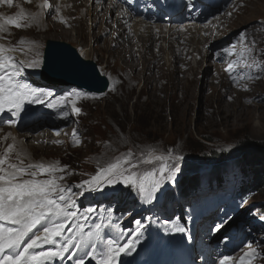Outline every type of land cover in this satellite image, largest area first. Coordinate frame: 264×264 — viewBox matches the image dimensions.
I'll use <instances>...</instances> for the list:
<instances>
[{"label": "rangeland", "instance_id": "1", "mask_svg": "<svg viewBox=\"0 0 264 264\" xmlns=\"http://www.w3.org/2000/svg\"><path fill=\"white\" fill-rule=\"evenodd\" d=\"M120 1L124 4L123 0ZM253 1L259 2L260 9L251 15L249 12ZM23 2L29 9L24 10L30 14L33 8L40 6V3L33 4L26 0ZM231 2L232 0L227 1L224 6L227 9L224 12H221V4L218 6L219 9L222 8L220 10L206 6L199 9L195 5L194 14H200L201 11L212 13L208 23L218 16L225 15L227 10L226 16H230L228 21L226 20L228 30L213 40L203 35L202 44L207 40L208 43L204 44V47L210 51L209 46L213 43L228 41L233 36L230 33L243 30L248 42L254 43L248 44L242 50L246 51L250 46L252 51L243 58L239 55L240 52L235 50L219 54V59H215L217 56L197 59L196 56L201 55L198 54L201 47L194 44L195 52L191 51L185 55L182 51L187 50L182 49L186 41L181 38V33H177L172 39L168 34H164L170 56L163 60L158 71V67L154 66H157V61L160 63V58L151 61L154 65L153 71H157V77L148 75V67L152 65L137 70L133 61L127 59L131 53L130 45L111 47L116 48L113 51L120 52V57L113 58L112 53L108 54L111 52L109 44L103 37H99L98 27L101 24L99 20L95 23L94 17H87L85 21L76 23L71 28L61 29L59 24L51 21L54 11L46 12L47 16L43 17L45 20L49 19L47 24L55 27V30L42 33L37 25L34 27L31 24L19 29L8 25V31L0 32V44L5 43V46L9 43L16 49L11 55L17 62L27 63L28 58L36 60L37 56H43L48 39L63 40L76 47L82 57L97 62L101 73L110 81L108 91L103 94L74 89L58 90L57 87L44 86L38 77L42 65L40 68L24 66L18 77L33 88L52 93L49 101L44 104L30 103L36 107L22 116L16 128H13L21 142L29 144L26 146L27 150H24L32 161L27 160V156L23 154L25 166L40 162H58L60 167L65 168V172L57 175H63L62 183L71 187L75 200L74 210L78 213V218L69 225L65 234L69 231L76 232L77 224L83 225V231L86 233L94 231L97 224L103 228L113 223L118 220L117 215L120 214L132 216L135 213L137 216V212L133 211L131 197L120 203L118 196L131 191L140 196L136 198L137 202L146 200V194L140 192L136 185L104 184L99 190L91 191L87 190V186L84 189L78 187L84 181H90L100 167H106L114 158L131 151L134 153L133 163L138 165L132 169L137 174L138 182L151 185L159 181L155 199L147 203V211L152 205L154 208V213L149 215L160 214L168 217L169 214L166 213L175 207L174 202L158 195L165 193L178 196L184 191L186 193L182 195L187 196L185 199L191 208L190 216L183 223L185 232L181 238L187 239L194 233L193 239L197 241L195 235L200 236L198 245L201 241H206L207 257L213 250L212 246H215L219 255L232 258L229 264H239L241 256L255 250L256 256L254 259L249 258L250 264H264V184H260V181H264V159L254 160L255 152L264 149V0L237 2L239 5L235 7H239V12L234 11V2ZM20 8V2L17 0H13L12 7L0 5V22L5 14L15 16ZM197 21H186L178 25L182 27L187 23L198 24ZM21 24H27L26 20H22ZM165 26H169L168 29L177 27L168 24ZM203 26L206 24L203 23ZM78 29H83L81 35H78ZM63 30L71 31V34L65 35ZM163 36H160V44ZM21 40L25 43L21 44ZM174 41L178 42L177 47L174 46ZM220 47L222 46L218 44L213 45L212 52H217ZM122 56L126 61H120ZM193 57L198 62L192 63ZM230 62H236L231 74L237 77L236 81H233L226 71ZM26 63L25 65L28 64ZM246 74L256 78L250 80ZM116 84L118 85L114 88ZM63 97H67L80 112L64 110V115L71 118L70 121L62 119V125L53 127L54 132L66 129V133L60 135L63 138L48 140L44 150L30 153L31 147H44L46 142L42 138L37 140V137L41 131H45L44 129L51 130L48 128V122H59L58 119H51L54 116L45 105L49 107V102L53 104V101H60ZM76 98L81 99L75 103ZM38 107H42V110L38 111ZM34 116L35 125L25 127L24 122L28 120L26 124H32ZM77 140L79 143H76ZM247 141L255 148L251 152L246 151L244 147ZM8 146L9 144H0V155H3V151L6 152ZM149 152L164 156L165 159L144 163ZM169 153L182 159H168ZM222 155L225 159L219 160ZM250 161L253 162L249 164ZM9 162L19 164V159L9 156ZM244 163L248 164L244 167L249 174L248 182L254 184L257 190H252L251 187L247 189V185H252L245 183L246 179L241 174ZM165 165L168 168L176 166L178 170L174 178L168 179L170 172L165 170ZM256 175L260 177L257 183ZM145 177H148L147 181ZM189 178L191 180H187ZM237 193L240 195L236 197L239 203L233 205L228 202V197L234 198ZM198 199L200 201L197 202ZM176 200L178 199L175 198ZM88 209L94 211L88 212ZM181 211L183 212V209ZM152 221L153 219L145 216L138 226L144 227ZM103 230L104 228L101 232ZM103 235L101 234L102 237ZM137 237L143 238V235ZM70 251L74 252V249ZM72 257L66 258L64 264H70L74 259ZM201 258L204 259V256ZM214 264H218V261H214Z\"/></svg>", "mask_w": 264, "mask_h": 264}, {"label": "snow or ice", "instance_id": "2", "mask_svg": "<svg viewBox=\"0 0 264 264\" xmlns=\"http://www.w3.org/2000/svg\"><path fill=\"white\" fill-rule=\"evenodd\" d=\"M31 3L32 0H26ZM0 5L13 6V0H0ZM41 12L27 14L21 7L15 16H3L0 22V32L8 31L7 26L13 25L16 28L28 27L38 23L39 17L44 9H50L49 0H43L40 4ZM59 12V8L55 9ZM230 15V14H229ZM22 20H27L25 25ZM241 39H244L242 37ZM21 44L25 41L21 40ZM254 43V42H250ZM235 47V46H234ZM16 49L5 48L0 44V112L21 110L25 102L32 104H44L52 96L51 92L44 89H36L18 79L24 66L37 68L38 61H31L25 65L24 61L17 62L10 53ZM252 51L247 47L246 51L240 52L243 58ZM230 62L226 71L231 75L234 71V64ZM248 79L256 77L246 74ZM233 81L237 80L231 75ZM67 97L61 98L57 103L61 106ZM49 107L55 105L49 102ZM75 112L80 109L74 107ZM75 136V133L73 134ZM76 143H79L77 140ZM15 145H9L3 156H0V264H53L56 259L64 260L75 256V249L84 253V256L96 260L97 264H117L121 253L130 252L134 249L132 240L121 244L118 239L104 240L101 236L102 226L97 224L94 231H83V225L77 224V231L65 234V230L75 222L78 213L75 211V200L73 199L71 187H66L62 181L63 175L57 173L65 172L64 167L59 163L45 164L43 162L24 165L23 159L19 164L9 162V154L13 152ZM134 153L129 151L107 166H102L90 181H84L78 187L87 190H99L104 184L124 183L136 185L138 190L147 196V202L155 199V193L159 187V181L146 185L145 182H138L137 174L132 169L138 167L133 163ZM164 156L147 154L144 163H152L153 160H164ZM168 159L179 161L180 156L173 157L169 153ZM6 165V167H5ZM127 166V167H126ZM165 170L170 172L168 179H172L178 170L175 165ZM127 173V175L125 174ZM153 175V174H149ZM148 177H145L147 181ZM94 211L88 209V212ZM139 221L137 224L139 225ZM183 232V228L176 229ZM139 233V229H137ZM101 241V245H97ZM62 242V243H61ZM49 245L51 247L45 248ZM67 254V256H66ZM84 256L77 259L76 264H85ZM256 256L255 250L245 253L239 259V264H250V259ZM231 257H225L220 264H229Z\"/></svg>", "mask_w": 264, "mask_h": 264}, {"label": "bare ground", "instance_id": "3", "mask_svg": "<svg viewBox=\"0 0 264 264\" xmlns=\"http://www.w3.org/2000/svg\"><path fill=\"white\" fill-rule=\"evenodd\" d=\"M18 1L20 2V6L26 10L27 5L25 6L23 0H17V2ZM208 1H210V0H208ZM240 1L244 2L245 0H235L234 1V7L238 4L237 2H240ZM31 3H33V4L40 3L41 4V3H43V0H32ZM152 3H153V0H136L135 2H126L124 4H122L120 0H110L108 2L106 0H49V4L51 5V8L50 9H44L43 14L39 17V22L32 24V26L35 27V25H37L38 30L42 31V33H44V31L47 32L48 30H50V31L55 30L54 29L55 27L53 28L52 25L47 24V22H49V19L45 20V18L43 17V15L47 16L46 12L52 13L54 11V15H53L51 21L59 24L61 29L71 28L73 25H76V23H81V22L85 21L87 17H89V18L94 17L95 23L97 22V20H99V23L101 24L98 27L99 37H103L104 40H106L109 44L108 46H109V50L111 52L108 54L111 55V53H112L113 58H115V56L120 55V52H115L113 50H115L117 47H120L122 45L125 46V44L130 45L131 46V50H130L131 53L129 54L127 59L133 61L132 63H134V66L137 67V70H141L142 68H145V67H148L149 65H152V66L148 67V68H150V70H148V75L153 74L156 77H157V71L160 70V68H159L160 64L163 62V60L166 59L167 56L168 57L170 56L169 47L166 46L167 43L165 40V36H163L164 34H166V35L168 34L169 35L168 37L172 39V37L177 35V33H178V35L181 33V35H182L181 38H183L186 41L185 43H183L184 47L182 50L188 51V52L182 51V53L185 55L190 54L191 51L195 52V49H196L194 46V44H195V45H198L199 47H201V50H198V54L201 53V55L196 56L197 59L206 58V56H207V58L209 56L213 57L212 50L209 51V50H207L206 47H204V44H207L208 41L206 40V42L204 44H202L203 38H204L203 35L206 34V35H208L207 39L213 40L215 37L222 34V32H225L226 30H228L229 25L226 22V20L230 17V16H226V14H228V10H227V13L225 15H222L221 17L218 16L213 21H210L208 23V26H203V25H199L196 23H187V24L183 25L182 27H180L179 25H176L177 27H174L173 29H170V28L168 29L169 26H165L166 24L171 25V26H173V25L171 23L170 24L169 23L162 24L160 21L165 19L164 16L151 14V11L149 10L148 7H150L149 5ZM124 5L126 8L124 7ZM251 6H252V8L250 9L249 14L254 15L260 9L259 2L253 1V3H251ZM196 7L199 9L202 8L198 5H196ZM28 8H30V7H28ZM56 8H59V12L55 11ZM238 9H239V7L236 9V11L239 12ZM27 10H29V9H27ZM240 11H241V9H240ZM31 12H32V14L40 13L41 12L40 6H38L37 8H33L31 10ZM167 12H168L167 16L169 17V20L174 19V21H181L183 19H186V20H189L187 22H191L192 20H196V19H207L208 20L211 18V15H212V13H208V12L203 13L201 11L200 14L192 13V14H190L188 16H184V17H177V16L173 17L172 12H171V8H167ZM25 13L30 14L28 11H25ZM137 15H139V17ZM4 16H7V15L5 14ZM135 17H137V18H135ZM88 21H89V19H88ZM26 22L28 23L27 20H26ZM54 25L57 26L56 24H54ZM164 27H166V28H164ZM60 31H62V30H60ZM70 32H68V30H67V32L64 31L63 34L68 35ZM77 32H78V35H81L83 33V29H78ZM170 32H173V33H170ZM191 32L193 33L194 36H192ZM160 36H163V40H162L161 44L159 43ZM177 43L178 42H176V41L173 42L175 47H177ZM162 44L164 46H162ZM9 47H12V45H10L9 43H8V45H5V48H9ZM111 47H116V48L113 49ZM34 52L36 53V51H34ZM173 52H174V49H173ZM36 58L37 59L35 61H38L39 65L41 66L42 61H43V56L39 55ZM158 58H160V60H161L160 63H159V61H157ZM197 59H195L193 57L191 59V62L192 63L198 62ZM215 59H219L218 56L215 57ZM26 60L33 61V59L31 60L29 58ZM225 60H226V58H225ZM120 61H126V60L122 56ZM151 61L152 62L157 61L158 62V64H156L157 66H154L153 64H151ZM40 66H39V68H40ZM153 66L158 67L157 71H153V68H154ZM31 68H33V67H31ZM135 77H136V75H135ZM114 80H116V79L114 78ZM117 85L118 84L114 85V88ZM108 89L105 91V93L108 91ZM28 104H30V103H24V105L22 106V109L19 111H17V110H12V111L5 110L4 112H0V125H2L1 126L2 128L0 129V144H9V145L14 144L15 148H14L13 152L9 154V156L17 157V154H19L20 159H22L23 154H24L25 156H27V160L32 161V159H30L28 157V154L25 151V150H27L26 146L29 144L22 143L19 136L16 135V130L13 128V127L16 128V125L18 124L19 119L22 116H25L26 113L31 112L36 107V105L31 106L32 104H30V105H28ZM41 110H42V107H38V111H41ZM6 119H11V121L1 123V121H6ZM51 119L55 120L56 118L53 117ZM62 124H63L62 120H59V122L49 121L48 122V125H49L48 128L55 129V128H58ZM53 127H55V128H53ZM44 130L45 131H41L38 134V137L36 136L37 140H41L40 138H42L44 140V142H46L43 145L44 147H41V146L40 147H31L29 150L30 153H32V151L38 152V151H41L42 149L44 150L46 147V144L48 143V140L50 141L52 139H55V140L61 139L63 137H60V135L66 133V129L63 128L62 130L55 132L58 135V137H54V133L52 132L53 134H51V130H48V129H44ZM21 148H23V150L25 149L24 150L25 152H23ZM2 154L4 155L5 151H3ZM3 155H0V156H3ZM247 189H248V187H247ZM212 195L215 197L213 191H212ZM182 196L184 197V199L187 197L186 195L180 194V195H178L179 199H181ZM198 201H200V200L198 199L197 202ZM104 236H105V234L103 235V237ZM193 237H194V233L186 239L185 244L182 245L183 247L174 246L172 248L173 249L176 248L175 251L173 252L175 257H182L183 252H181L178 248H183L184 260L188 263H191V264H197V262L192 258L191 255L193 253H196L199 256H204V255L201 253V247H197L193 244ZM195 237H196V240L198 243L200 236L195 235ZM44 247L47 249L51 246L46 245ZM212 247H213L212 252L210 253V255H208L207 258L204 257V260L206 261V264H214V261H216V260L218 261V264H219L220 261L222 259H224L225 257L221 256L217 253L215 246H212ZM222 252L223 251H221V253ZM218 257H220V259H218ZM129 263L130 264H137L135 261H132V260H130ZM53 264H61V260L56 259L53 262ZM166 264H168V263H166Z\"/></svg>", "mask_w": 264, "mask_h": 264}, {"label": "water", "instance_id": "4", "mask_svg": "<svg viewBox=\"0 0 264 264\" xmlns=\"http://www.w3.org/2000/svg\"><path fill=\"white\" fill-rule=\"evenodd\" d=\"M39 76L44 84L77 85L98 93L110 86L97 62L82 57L76 47L63 40H47Z\"/></svg>", "mask_w": 264, "mask_h": 264}, {"label": "clouds", "instance_id": "5", "mask_svg": "<svg viewBox=\"0 0 264 264\" xmlns=\"http://www.w3.org/2000/svg\"><path fill=\"white\" fill-rule=\"evenodd\" d=\"M227 1L228 0H216V2H215V0H210V1H208V0H196L197 4H199L198 6H200V7H205L206 6V7L210 8V9H213V10L215 8H218V6L221 4V2H224V4H221V5H223V6H221V7H223V11H221V12H224L227 9V8L226 9L224 8V6L227 4ZM233 2H234V0H232L231 4H233ZM178 4H187V2L185 0H178ZM220 9H222V8H220ZM236 9H237V7L234 8V11H236ZM192 13H194V12L193 11H189L188 10V7L185 5V6L181 7L180 12H178V16L179 17H184V16H188V15H190ZM137 16L139 17V15H137ZM196 20H198L197 23L199 25H203V23H204V24H206V26H208L207 19H196ZM196 20H192V21H196ZM186 21H189V20L183 19L182 22H175L174 21V22H166V23H169V24L171 23L173 26H176L178 24L182 25ZM164 23L165 22H162V24H164ZM242 31L243 30H241V31H239L237 33H235V32L230 33L233 36H231L228 41L225 40V41H221L219 43H213L212 45H210L209 46L210 51L212 50V46L213 45L218 44V45L222 46V47L219 48V50L217 52H214L213 53V56H218L219 54H226L228 52H233L235 50H238V53L241 52V51H243L242 48H244L245 46H247L250 43L248 42L247 38L244 36V34H243ZM233 33H235V34H233ZM205 36H208V35L205 34ZM242 37H244V39H241ZM12 53H10V54H12ZM27 63H29V62H27ZM37 75H38V73H37ZM38 77L40 78L39 75H38ZM41 83H42V85L47 86V87H57L58 90L74 89V90H78L80 92L85 91V92H88V93H98V92L88 91L87 89H85L83 87H79L77 85H69V86L60 85V84H53V85H51V84H44L42 82V80H41ZM79 99H81V98H76L75 99V103ZM57 102L58 101H53V105H55L54 107H47V105H45V108H48L49 112L56 119H58V120L68 119L70 121L71 118H69L68 116H65L64 113H63V111L64 110H68V109L74 110L73 104L70 103L68 100H65L64 103H63V105L61 106ZM32 119H34V122L32 124L27 125L26 124V121H28V120H26L24 122V126L25 127H29L30 125H35V123H36V117L34 116V117H32ZM7 121H11V119H6V121H3V122L5 123ZM69 128H70V126H69ZM50 129H51V132L54 133V136L55 137H58V135L54 132V130L52 128H50ZM70 134H72V130L70 131ZM245 179L247 181V178H245ZM65 259L62 260L61 263L64 264ZM87 264H97V261H95V262L87 261Z\"/></svg>", "mask_w": 264, "mask_h": 264}, {"label": "trees", "instance_id": "6", "mask_svg": "<svg viewBox=\"0 0 264 264\" xmlns=\"http://www.w3.org/2000/svg\"><path fill=\"white\" fill-rule=\"evenodd\" d=\"M244 147H245L246 151H250V152L253 149H255V148H253V146L248 141L244 144ZM255 153H256V155L254 156V160L257 161V160H263L264 159V149H260V151H256ZM224 159H225V156H223V155L222 156H219V160H224ZM252 162L253 161H250L249 164L252 163ZM241 164H243V163L241 162ZM246 165H248V164L247 163H244V165H242L241 172L247 178V182H248L249 174H248L247 170L244 168V167H247ZM259 178H260L259 175H256V183H257V181H258ZM248 184L249 185H252V186H250L251 188H254L256 190L258 189L256 186H254V184H251L250 182H248ZM260 184L263 185L264 184V181H260Z\"/></svg>", "mask_w": 264, "mask_h": 264}]
</instances>
